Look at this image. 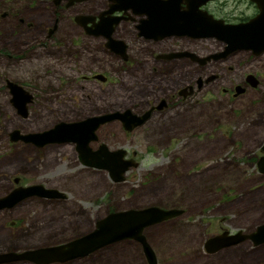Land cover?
Returning a JSON list of instances; mask_svg holds the SVG:
<instances>
[{
	"label": "rangeland",
	"instance_id": "374dc122",
	"mask_svg": "<svg viewBox=\"0 0 264 264\" xmlns=\"http://www.w3.org/2000/svg\"><path fill=\"white\" fill-rule=\"evenodd\" d=\"M104 7V0L81 1L69 7H56L53 0H0V90L4 81L11 79L29 84L37 95L25 120H18L5 100L0 102L9 109L6 116L1 114L3 109L0 113V149L9 148L7 156L0 159V170L11 163L31 172L24 176L25 182L45 183L67 197L26 199L13 213H0V252L61 244L92 231L95 222L112 209L155 206L182 211L143 230L155 264H264V243L253 245L247 239L215 250L205 246L222 227L233 232L225 235L237 230L249 233L264 222V174L256 165L264 143V83L256 88L238 84L247 71L264 74V58L252 60L241 51L219 61L215 68H204L196 76L213 70L219 76L211 95L200 94L199 98H188L184 107L179 104L178 109L155 113L130 133H124L118 122L106 125L99 141L111 150L125 149L127 156L135 151L138 162L117 183H112L105 171L81 168L70 143L44 147L37 153L33 147L9 142L7 133L16 127L33 132L56 121L81 120L94 112L135 105L141 110L149 99L164 98L175 90L176 82L194 80V67L187 66L182 79L178 72L168 80L158 79L145 69L127 67L119 73L113 57L106 55L103 60L101 50L87 52L101 47L103 38L85 37L73 17L83 13L91 19ZM209 8L222 18L251 13L242 0H216ZM56 18L57 28L48 38ZM127 33L122 30L118 35L128 42L132 54L141 50ZM183 39L165 48L204 53L223 47L217 39ZM41 45L44 47L38 48ZM97 69L110 75L111 82L83 78ZM252 82L257 86L256 79ZM236 83L246 91L233 99L223 88ZM56 163L57 170L53 169ZM47 170L48 176H43ZM5 184L3 191L10 182ZM13 219L23 223L9 230L4 225ZM50 264L148 262L140 243L128 239L85 257Z\"/></svg>",
	"mask_w": 264,
	"mask_h": 264
},
{
	"label": "water",
	"instance_id": "95a60500",
	"mask_svg": "<svg viewBox=\"0 0 264 264\" xmlns=\"http://www.w3.org/2000/svg\"><path fill=\"white\" fill-rule=\"evenodd\" d=\"M59 2L60 0H55ZM81 0H68L69 2ZM213 0H110L111 5L106 14L117 10L132 9L140 18L141 33L147 37L153 34L186 35L193 38H215L223 43V48L207 56H199L195 53H186L201 62L210 58L220 59L236 50H248L254 55L264 51V0H250L258 13L247 22L239 24L225 23L223 19L215 18L201 7ZM104 12L101 14L103 16ZM116 21L122 17H115ZM102 20L104 17L101 18ZM113 19L114 17H111ZM75 21L82 24L89 21L88 16L78 15ZM111 29L105 32L107 46L111 49L117 45L125 50L123 40H114ZM89 33L98 35L103 32L96 25L94 29H88ZM104 33V32H103ZM160 36V37H162ZM99 76V75H97ZM253 75L247 76V82L254 85ZM17 87V86H16ZM20 88V87H19ZM21 89V88H20ZM243 91L236 87V93ZM19 93H21L18 90ZM151 110L137 116L131 114L130 109L123 111H111L99 116H92L77 121H60L53 127L39 133L21 136L27 142H35L44 145L46 143H74L80 162L90 168L107 172L113 182L125 179V173L138 164L132 158H126L127 151L123 148L111 150L105 144H101L93 150L89 143L96 140V130L104 123L120 120L123 128L131 131L134 127L145 122L150 116ZM264 151V144L262 146ZM260 173H264V155L257 163ZM18 192V193H17ZM31 195L40 197L61 198L65 194L57 189L47 188L43 185L33 184L13 190L10 194L0 199V208L10 207L20 198ZM178 209H162L151 206L147 208H130L121 211H112L95 222L94 229L72 240L61 244L41 246L23 251L0 252V264L18 261H30L35 264H50L66 262L80 257H85L97 249L106 245L124 240H135L140 243L148 264H155L154 252L146 241L143 230L157 222L175 215L181 214ZM249 239L253 245L264 243V222L259 224L252 232L235 234H219L206 243V249L215 250L217 246L236 244Z\"/></svg>",
	"mask_w": 264,
	"mask_h": 264
},
{
	"label": "flooded vegetation",
	"instance_id": "af4514ba",
	"mask_svg": "<svg viewBox=\"0 0 264 264\" xmlns=\"http://www.w3.org/2000/svg\"><path fill=\"white\" fill-rule=\"evenodd\" d=\"M81 1L85 2L88 0H81ZM81 1L69 2L67 4L68 0H60L59 2L53 0L56 7H59V6L69 7V6L74 5L76 3H80ZM104 1L106 3V7H104L100 12L94 14V16L91 19L89 18V21H87L86 23L82 24L80 22L75 21V18L77 15H75L73 17L74 24L75 25L77 24L76 25V26H78L77 28L80 29L81 32L83 31L85 33L84 34L82 32L85 37H87L89 39L90 38L96 39L98 37L103 38V42H102L101 47L95 46V48L93 47V48L86 50L87 52L95 53L94 50L97 52H99V50H101L102 53L105 54L102 58L103 60H105L106 55L113 57V59L115 61L114 64L117 62L119 73L126 71L127 67H132L135 70H138V69L148 70V71L153 73V77L157 78L156 76L158 75L159 76L158 79H166V80H168L167 78H170L176 72H178L179 74L181 73V79H182V78H184L183 70L188 66V67H194L195 78H194V80H188V81L185 80L184 81V79H183L184 82L183 81L176 82L174 84V86L178 85V87L175 90H171V92L167 96H165L164 98L149 99L146 102V104H147L146 107L142 108L141 110H138L137 105H135L134 107H130V108L127 107V108L121 109V110L130 109L131 114L133 113L137 116L144 114L148 110H151V113L145 122H142L139 126L134 127L131 131L125 130L123 128V123L120 120H114V121H110V122L101 124L96 130V137H97L96 140L91 142L89 145L93 150L98 149L101 144H104L102 141L100 142L99 139L101 136L102 129H104L106 127V125H108V124H117V122H118L120 129L123 130L124 133H130L133 130L144 126L151 119L153 114H155V113H163L164 111H167V110L178 109L180 106L179 104H182V106L184 107V103L188 98H194V97L199 98L200 94H207L209 92L211 95V93L213 91V82L214 81L218 82L219 76L217 75L216 71H214V70L213 71L210 70L211 72H209V73L199 74L196 76V73L200 72V71H204L205 70L204 68H210V66L215 68L218 66L219 61L231 59L232 57L239 54L241 51L244 53H248L249 56H252V60H255V59L261 60L264 58V52H262L259 55H254L251 51H248V50H236V51L229 53L228 55H226L225 57H222L220 59L210 58L208 60H205L204 62H201L200 60H197L196 58H193L192 56L186 54V53H191L190 51H186L185 49L176 50V49H171L169 47L167 49V48H165V45L170 46V45H172V43H174L176 41L181 42V40H184L183 38H185V37H188L189 39H191L195 42L199 39H214V38H193V37H189L186 35H165V36H162L159 34H153L150 37H147L143 34H140L141 29L138 27V25H140V18L142 16L134 14L132 9H127L126 11L117 10V11L110 13L108 15L105 13V11L110 8L111 2H110V0H104ZM242 1L246 2L247 7H249L251 9L250 14L246 15L243 13H239L237 17L234 16L232 18H228L227 16H223L224 18H222V17H220V14H218L214 9L212 10L211 8H209V5L213 1L207 2L206 5L203 6V9L207 10V12L212 14L215 18L223 19L225 23L239 24V23L247 22L248 20L253 18L258 13V9L253 2H251L250 0H242ZM101 12H104V14L102 16V17H104L103 20L101 19L102 18L101 15H99ZM4 15L5 14H3L2 16H4ZM79 15H83V13H80ZM111 17H114V21H113V19H110ZM115 17H122V18H119L116 21ZM57 22H59V18L55 19V23L52 27L53 29L51 28L50 31L48 32V36H49L48 38H50L51 34H53L55 32V30L57 28ZM96 25L104 33L101 32L98 35H95V34L88 32V29H94ZM110 28H112L110 36L114 40L120 39V40L124 41V43H125L124 52H122L121 46L117 45V48L115 46L112 49L107 46V38H106L105 32L107 29H110ZM122 30H124L125 32H128L127 33L128 35L133 36V38L135 39V43L139 46L136 48H142V49L141 50L138 49L132 54L128 42L124 38H122V36L118 35L120 33V31H122ZM116 32H117V36H116ZM160 36H162V37H160ZM197 46H199V45H197ZM41 47H44V45L38 46V48H41ZM216 51H218V50H216ZM82 52H84V51H82ZM213 52H214L213 50H210L209 52L201 53L200 50H198V49L195 50V54H197L201 57L206 56L208 54H211ZM144 59H146V61H143ZM95 60H97V59H95ZM261 63H264V62H261ZM262 67H264V66H262ZM93 68H95V67H93ZM229 69H232V67L229 66ZM232 71H234V69H232ZM97 75H99V76H97ZM248 75H253L254 78L258 82L257 86L251 85L252 88H256V87H258V85L261 86V84L263 85L264 81L262 80L261 77H264V74H259L258 71H255V70L247 71L245 74H243V76H242L243 82L238 83V84H240V85L243 84L245 87H248L247 85H250L249 82H247V76ZM210 76H212V77L209 78ZM83 78L86 81H94L96 83L99 82L102 84L109 83V82H111V79H112L110 75H107L102 70L99 71L98 69L95 70V72H91V74H89L87 76H83ZM177 80H178V78H177ZM238 84L237 83L231 84L229 89L223 88V91L228 96L230 95V97L235 99L237 96L244 94L246 91V88H245V89H243V91H241L242 92L241 94L236 95V87L240 86ZM28 86H29V84H28ZM28 86L22 82L14 81L11 79H6L4 81V84H3L4 89L0 90V102L2 100H5V103H7L10 106V108L13 110V112H14V114L18 120H25L29 116L30 106L32 105V103H34V98L37 96L35 92L31 91L28 88ZM118 88H120V87H118ZM18 90L21 93H19ZM239 90H241V88H239ZM197 102H198V100H197ZM1 110H2V113H1ZM8 111H9V109L6 108L4 105L0 106V113L2 115L6 116L8 114ZM107 112H111V111H107ZM107 112L106 111L94 112L92 114H89L85 118L92 117V116H99V115L105 114ZM60 121H65V120H60ZM58 122L59 121H56V122H54V124H52L51 126L45 128V129H38V130H35L33 132L30 130L21 129L19 127H16L13 129L12 132L7 133L9 142L16 143L18 145L22 144V145H26L28 147H33V149L37 153H39L44 147H52L53 148L54 146H57L59 143H46L44 145H41V144H37L35 142H27L21 136H24L27 134L42 132L44 130H47V129L53 127ZM92 143H96V144H92ZM60 144H65V143H60ZM70 144L75 149V145L72 143H70ZM262 146L259 148L258 158H260L261 156L264 155V151H262ZM8 149L9 148H1L0 149V153H1L0 159L4 158V156H7L6 153H7ZM18 150H21V148H17V151ZM24 150H21L20 152H23ZM75 153H76V160H77V162L81 168L92 169L90 167L84 166L80 162V159L78 157V153H77L76 149H75ZM135 155H136V153H135V151H133L130 156H127V154H126L125 157L126 158H132L138 164V162L135 160V158H136ZM38 157L40 159V155H38ZM64 157H65V155L63 154V157L60 158V160L63 161ZM3 166H6L7 168H3V169H5L4 171L0 170V199L7 196L8 194H10L13 190H15L17 188L25 187V186L33 185V184H39V185L45 184V183L42 184V183H38V182H35V183L25 182L24 176H26V174H31V172L26 171L25 169L17 168L14 165H12L11 163H6ZM57 167H58V164L56 163V164H54L53 169L57 170ZM69 169L71 171L74 170V168H71V167H69ZM93 169L98 170L95 168H93ZM33 174H35V172ZM48 174L49 173L47 170V171H45L43 176H48ZM8 181L10 182V186L8 188H6L5 191H3V188H5L4 184L7 183ZM114 183H117V182H114ZM43 186L48 187L46 184ZM33 198L46 199L49 201L56 199V198L40 197L38 195H31V196H28L26 198H20V200L15 202L10 207L0 208V213H2V212L3 213L5 212V214L13 213L14 211H16L19 208L20 204H22L26 199H33ZM66 198H67L66 196L61 197V200L66 199ZM58 199H60V198H58ZM20 222L23 223L22 220L17 221L16 219H13L8 224H6L4 226L6 228H8L9 230H12L13 228L20 226ZM226 231H228L229 233H233L232 231H229L228 229H225L222 227L216 233V235H219L221 233H225ZM216 235H214V236H216ZM70 261H72V260H70Z\"/></svg>",
	"mask_w": 264,
	"mask_h": 264
}]
</instances>
